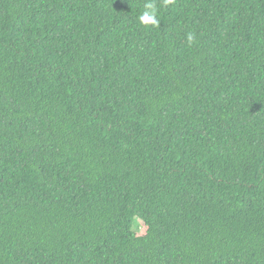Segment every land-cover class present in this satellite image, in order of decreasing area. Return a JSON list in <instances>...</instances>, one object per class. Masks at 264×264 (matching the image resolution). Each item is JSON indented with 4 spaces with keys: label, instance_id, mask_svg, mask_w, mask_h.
Wrapping results in <instances>:
<instances>
[{
    "label": "trees",
    "instance_id": "trees-1",
    "mask_svg": "<svg viewBox=\"0 0 264 264\" xmlns=\"http://www.w3.org/2000/svg\"><path fill=\"white\" fill-rule=\"evenodd\" d=\"M0 264H264V0H0Z\"/></svg>",
    "mask_w": 264,
    "mask_h": 264
},
{
    "label": "clouds",
    "instance_id": "clouds-1",
    "mask_svg": "<svg viewBox=\"0 0 264 264\" xmlns=\"http://www.w3.org/2000/svg\"><path fill=\"white\" fill-rule=\"evenodd\" d=\"M171 2L172 0H164L165 6ZM144 7L146 10L142 15L139 16L140 24L144 26L157 25L159 23V20L157 19L158 9L156 4L154 2H149L146 3ZM186 39L189 45H191L195 41V34L191 32L188 33Z\"/></svg>",
    "mask_w": 264,
    "mask_h": 264
}]
</instances>
